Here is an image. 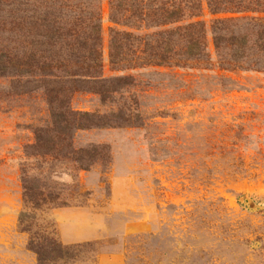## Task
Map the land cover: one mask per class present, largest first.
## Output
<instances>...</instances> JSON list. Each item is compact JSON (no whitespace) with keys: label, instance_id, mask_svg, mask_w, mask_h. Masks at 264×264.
Segmentation results:
<instances>
[{"label":"rangeland","instance_id":"rangeland-1","mask_svg":"<svg viewBox=\"0 0 264 264\" xmlns=\"http://www.w3.org/2000/svg\"><path fill=\"white\" fill-rule=\"evenodd\" d=\"M99 1L98 76L129 83L105 100L74 92L68 105L113 125L72 130L57 144L70 153L44 154L47 95L0 76V264H39L38 251L43 264H264V72L219 69L209 31L207 65L114 70ZM75 2L89 11L96 0ZM116 28L142 37L140 58L157 31ZM94 148L80 168L73 152Z\"/></svg>","mask_w":264,"mask_h":264},{"label":"trees","instance_id":"trees-1","mask_svg":"<svg viewBox=\"0 0 264 264\" xmlns=\"http://www.w3.org/2000/svg\"><path fill=\"white\" fill-rule=\"evenodd\" d=\"M0 0V76L12 78L17 93L39 90L47 95L52 123L36 132L45 142L44 154H68L72 130L111 126L112 118L72 111L68 97L74 92L97 94L101 99L128 84L127 76L101 78L100 1L89 11L68 0ZM69 13H66V7ZM204 8L212 16L209 26L200 19ZM108 60L112 69L134 68L140 62L184 67L208 64L209 31L221 70L264 72V0H108ZM65 22L68 27H65ZM61 23V24H60ZM117 25L155 28L144 58L137 56L142 37L120 31ZM207 27V28H206ZM147 38H151L147 34ZM62 70V75L57 73ZM80 168L102 154V149L73 152ZM24 197L33 196L24 185ZM38 262L43 255L38 251Z\"/></svg>","mask_w":264,"mask_h":264}]
</instances>
